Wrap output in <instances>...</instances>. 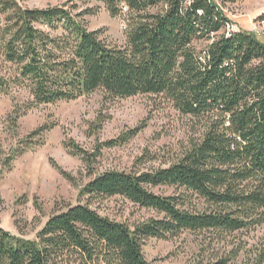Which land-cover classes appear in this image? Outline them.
Returning a JSON list of instances; mask_svg holds the SVG:
<instances>
[{
  "label": "trees",
  "instance_id": "16d2710c",
  "mask_svg": "<svg viewBox=\"0 0 264 264\" xmlns=\"http://www.w3.org/2000/svg\"><path fill=\"white\" fill-rule=\"evenodd\" d=\"M21 1L0 0V95L24 88L27 107L94 92L106 102L161 95L189 118L190 134L173 159L145 170L96 168L103 150L140 127L92 152L66 143L91 176L82 202L50 215L33 239L0 226V264H153L143 251L150 238L188 232L214 241L264 228V42L255 32H229L216 0H67L43 9ZM92 3L125 18L124 45L87 27L99 11ZM30 143L38 141L24 140L13 155ZM164 187L171 193L155 190ZM117 196L153 215L129 223L101 213ZM246 249L233 245L216 264ZM246 254L244 264H264V240Z\"/></svg>",
  "mask_w": 264,
  "mask_h": 264
},
{
  "label": "rangeland",
  "instance_id": "374dc122",
  "mask_svg": "<svg viewBox=\"0 0 264 264\" xmlns=\"http://www.w3.org/2000/svg\"><path fill=\"white\" fill-rule=\"evenodd\" d=\"M65 1L21 2L29 8L43 9ZM216 1L229 18L231 31H252L264 42V22L258 19L264 12V0ZM91 5L99 6V11L85 17L87 27L104 29L109 42L124 45L125 18L112 17L101 3ZM28 98L27 90L19 87L0 95V226L18 237L35 238L50 215L82 202L80 190L91 176L82 158L72 154L66 143L73 141L92 152L97 143L140 127L128 143L103 150L96 168L145 170L173 159L190 134L189 118L161 95L106 102L100 92H94L76 100L32 107L24 105ZM100 119L105 120L101 125L97 124ZM28 138H35L38 144L30 143L21 155L14 156L15 149ZM145 154L156 159L139 164L138 159ZM56 166L69 173L73 181ZM155 190L165 194L172 191L166 187ZM98 208L103 214L129 223L153 215L152 210L118 196L102 201ZM203 237L186 232L167 240L150 238L143 251L153 264H216L233 245H243L246 251L228 264H244L248 250L263 242L264 228L237 232L222 240Z\"/></svg>",
  "mask_w": 264,
  "mask_h": 264
},
{
  "label": "bare ground",
  "instance_id": "6f19581e",
  "mask_svg": "<svg viewBox=\"0 0 264 264\" xmlns=\"http://www.w3.org/2000/svg\"><path fill=\"white\" fill-rule=\"evenodd\" d=\"M229 27H230V25H228V31L230 32V31H231V29H229Z\"/></svg>",
  "mask_w": 264,
  "mask_h": 264
}]
</instances>
